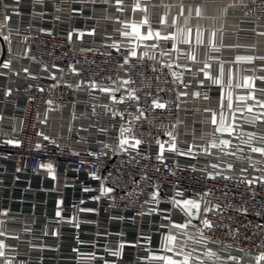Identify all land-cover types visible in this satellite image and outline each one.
<instances>
[{
    "label": "built area",
    "instance_id": "obj_1",
    "mask_svg": "<svg viewBox=\"0 0 264 264\" xmlns=\"http://www.w3.org/2000/svg\"><path fill=\"white\" fill-rule=\"evenodd\" d=\"M3 3L10 6L8 9L10 13L14 12L13 0H3ZM53 5L62 11H54ZM99 5L77 0H46L45 8L41 9L37 6L35 9L36 12L48 13L40 17L32 15L31 0H21L20 15L13 14L17 17L19 36L30 38L26 47L30 46V55L36 58V62L33 63L28 58L30 62L28 67L31 75L38 78L31 79L22 72V82L14 88L8 77L0 76V112L9 118L0 124V209H10L11 214L15 215L18 221L28 220L27 225L21 223L10 225V228L20 234L21 239L19 241L7 240L6 243L16 245L19 250L18 260L30 261L31 264H41V261L42 264H90L88 261L77 259V254L71 251L77 247L84 253L95 251L98 256L104 257L110 264H137V257L147 255L141 248L126 246L122 250V258L118 259L106 255L103 246L115 248L121 241L135 243L143 235L151 238V247H159L161 233L164 231L159 226L167 221H162L159 215H137L138 212H147V208H141L139 205L148 199L147 193L156 190L150 188L149 183L141 179V175H146L151 184L159 187L160 209H170L172 207L170 200L177 192L184 194L183 197H176L177 199H196L198 198L197 193H202L207 189L212 190L209 199L219 200L226 210L222 215L209 214L208 218L218 225V230L212 237L218 243H210L207 247L220 249L221 244L232 245L229 251L236 255L240 254L236 250L237 247L253 252L258 251L257 244L261 243L264 237V231H262L264 215L258 216L256 213L258 211L264 213V199H262L264 184L252 186L253 191L250 192L248 187L238 183V170L241 167H248V162L237 160L235 157L225 158L232 160L235 164L236 170L224 172L225 176L233 177L231 180L222 177L214 180L206 178L204 169L208 162L213 160L212 156L197 155L193 158L189 155H179L176 152L167 151L169 145L166 144L164 162L161 163L156 159L158 146L155 140H168L169 138L165 135L167 131L175 133L177 146L181 151L186 152L189 144L201 146L208 144L194 141L188 138L189 134L184 132L183 118L184 116L192 118L195 112L193 108L185 109L181 103L180 109L177 110L174 103H169L167 109H157L153 112L151 107L153 99L159 98L161 102L176 100V91L172 89L179 88V81L173 84V77L170 75V71L175 68L170 70L164 67L161 71L164 60H160V63L156 65V71H153L154 62L148 58L133 59L129 65L119 67L123 64L121 54L105 46L112 42L99 41L97 37L87 35V32L92 29L105 25L104 21L96 18L94 13L98 9L105 10L107 5L103 7ZM63 9H68L69 13L65 14ZM4 12L5 10L0 7V23L4 22ZM243 14L252 16L258 21H264V0L249 1L244 7ZM55 16H59V20L54 19ZM71 21L74 23L73 30L86 33L80 40V46L75 45L73 40L71 42L67 40V35L71 31ZM189 22L190 19L186 17L184 23ZM30 24L31 29H29ZM40 29L47 31L42 32ZM4 31L6 34L11 32L13 35L11 27H7ZM114 36V40H122L119 33L115 32ZM124 55L127 53L125 52ZM133 64L135 67L131 66ZM43 65L48 66L47 73L42 71ZM69 65L74 66L79 74L73 73ZM52 73H55L58 78L62 77L59 87H51L57 83L49 78ZM117 76L134 81L135 83L130 87L143 90L138 91L137 94L142 97L141 106L145 109L147 117L145 121H141L143 126H137L135 129L138 135L141 132L144 134V143L140 153L145 158L140 159L137 156L136 160L130 164L125 163L128 156H112L111 159L98 161L91 156L83 155L85 152H100V143L108 142L109 137H115L117 134V129L111 125L118 126L121 121L118 117L114 121L110 120L100 107L96 109L98 115L91 114L93 103L107 102L105 94L91 93L84 88L69 89L64 86L65 83L78 84L81 81L95 79L101 83V86L110 87L111 83L105 78H116ZM190 84L191 87L188 90L190 94L196 90H199L202 96L206 94L209 98L219 94V87L216 85ZM30 85L31 88H29ZM41 87L45 91L40 92L38 89ZM8 88L12 89V96L5 98L3 90ZM161 89L163 91H158ZM147 93H152V95L144 99ZM117 95L119 96V93ZM30 97L31 102H29ZM48 100L53 101L51 106L46 103ZM118 107L122 110L124 106L119 105ZM67 108L76 109L90 116L87 133L71 132L65 136H49L56 141V144L43 140L39 135L41 133L40 120L46 112L51 109ZM37 113H39V119ZM14 119L19 120V128L13 135H5L8 129H12L9 121ZM102 127L108 128L107 135L100 133L99 129ZM199 128V124L194 127V129ZM148 133L152 134V139L148 138ZM9 138L19 140L20 146L4 143L5 139ZM246 139L244 133H240L232 143L244 147L243 141ZM37 143L42 145L39 151L35 150ZM76 152L81 155H75ZM132 155L135 156L136 153ZM243 155H253L255 159H260L251 154L247 148ZM82 159L90 161L93 166L81 165ZM49 161L54 165L55 180L38 167L39 164ZM100 163H103L104 167L99 169L95 167ZM18 167L23 171L16 172ZM113 170H118L122 175H117V171ZM97 171L101 175L112 172L114 180L108 186L115 184L117 187V191L111 194L117 201L116 205L112 204L111 199H102L99 202L91 199L99 194L100 182L93 180L89 173ZM207 171L214 170L208 168ZM251 174L264 175L260 172ZM134 180H140L139 188L145 192L144 195H140L139 202L133 199L138 195ZM85 186L97 191L85 193L82 190ZM126 192L131 193V197L123 202L120 201V197ZM225 193H227L226 197ZM253 195L255 199H252ZM59 200H63L62 216L65 220L78 218L80 221L78 229L72 223L56 222L55 212ZM81 200L84 201L83 204H80ZM80 207L97 209V213H80L78 212ZM243 207L249 208L247 214L237 210ZM175 213L176 211H173L172 219L176 222H183L184 220L175 218ZM118 217H123V219H118ZM33 220L35 224L31 223ZM25 226L32 227L31 235L23 233L22 228ZM45 230L49 232V235H43ZM229 230H231V236ZM53 231L58 232V235H51ZM98 232L111 235L105 239L104 236L97 237ZM192 234H196L195 230H192ZM232 236H236L237 239H232ZM33 237L38 240H33ZM28 240L43 241L48 247L43 252L31 250L27 243L21 242ZM80 240L95 242L96 248H92L90 243L80 245ZM191 243L193 247L196 246L194 242ZM95 264H103V261L98 260Z\"/></svg>",
    "mask_w": 264,
    "mask_h": 264
},
{
    "label": "snow or ice",
    "instance_id": "obj_2",
    "mask_svg": "<svg viewBox=\"0 0 264 264\" xmlns=\"http://www.w3.org/2000/svg\"><path fill=\"white\" fill-rule=\"evenodd\" d=\"M21 0H13V4L15 6L14 12H9V5L3 3V0H0V7H2L4 12V23L0 24V39L11 44V32L5 33V29L8 27V22L11 20V15L15 14L17 16L20 15L19 5ZM101 2V0H92V3ZM106 5H111L112 0H102ZM39 6L41 9L46 7V0H31V7L33 9V16L43 17L48 15L45 11L36 12L35 9ZM163 6V0L162 4ZM174 6V4H173ZM115 7L118 12H124L126 9L124 8V0H115ZM54 11L60 12L62 9L55 7L53 5ZM147 5L143 3V0H137V2L133 6V11H146ZM171 8V7H170ZM82 11V10H81ZM59 16H55L54 19L59 20ZM107 18V17H106ZM115 22L120 24L121 27L114 29V32L119 33V35L123 38L120 41H116L112 38L111 35L107 36L106 39L112 40L111 44H106V47H110L115 49L117 53L121 54V58L123 60V64L119 65V67H123L124 65H129L130 61L133 59L142 60L144 58H149L153 60V71H156V65L160 63V60H164L163 65L161 66V71L166 67L170 70L174 68H183L186 72L196 71L197 75L193 77V81L197 82L200 86H207L206 82L210 81L212 85L223 86V81L220 78L219 70L214 75L211 72V65L206 63H202L198 69L189 68L187 64L181 65L179 60L181 58L196 63V54L192 48V45L195 42V37H189L187 43L185 44L181 41L179 44L175 43L173 39H171V33L166 34L163 31V25H160L158 29H153L151 27L149 19L145 18L142 21V24L130 23L128 20H120L119 17L115 18ZM147 25L146 31L142 33L141 28ZM32 25H29V29H31ZM129 28L131 29L129 31ZM17 35H19V29L16 30ZM40 31H47L45 29H40ZM51 34V33H49ZM74 34L77 39L82 40L86 33L84 31L73 30L69 31L67 35V40L71 42L73 40ZM95 29L87 32V35H94ZM29 37H24L21 43H27ZM155 41L154 43L147 45V51H143L142 53H138L137 49L140 48L141 42L143 41ZM164 40L165 42H173L171 43V48L169 51L164 52L160 50L157 52L156 50L159 48L158 41ZM135 44V46H133ZM202 47V45H201ZM90 51V50H89ZM127 55H124V53ZM151 53V55H150ZM107 55H111V53H107ZM23 58H30L33 63L36 62V58L30 55V46L25 47L22 53ZM167 57V59H164ZM264 59V58H260ZM135 67V65H131ZM55 67V65L53 66ZM71 71L75 74H79L77 69L69 65ZM207 69V70H206ZM7 70V71H3ZM21 71L29 76L31 79H37L38 77L32 76L29 67H24ZM43 72H48V66H42ZM63 71L62 69L60 70ZM264 71V69H261ZM8 72H13L14 75H19V72H15L12 69V61L4 60L0 63V76H6ZM203 75V79L200 78V75ZM170 75L173 77V84H176L179 81V88L172 89V91H176V100L175 101H166L161 102L159 98L152 100V109L153 112L155 110H164L168 108L169 103H174L176 105V109H180L181 103H186L188 98L192 99H203L208 100L209 97L205 94L202 96L199 90L193 91L191 93V97H189V88L191 84L186 82L183 79L184 72H177L175 70L170 71ZM50 79L56 81L57 83L52 85L51 87H59L61 78H58L55 73L50 74ZM259 79L264 82V76H260L254 78L251 82V89L248 90L243 95H238L235 99H233V92L231 90L228 91V94L225 96L224 93H221V100L219 103V120L217 119L218 113L212 109H205V112H211V124L216 126L213 132V136L215 133H220L222 136L227 134L229 138H222L217 142L213 139L209 145L201 146L189 144L187 151H181L177 146V136L173 131H167L165 135L169 138L168 140L161 141L160 139H156L155 143L158 146V153L156 155V159L163 163L165 160V145L168 144L167 151L176 152L179 155H189L195 158V156H212L213 160L209 161L205 166V173L207 179H216L217 177H222L223 179H233L231 176H225L224 172H232L235 169V164L232 160L225 159L226 157H235L237 160H246L248 162V167H241L238 170V179L237 182L244 184L248 187L249 191L252 192V186L258 184H264V175L256 176L252 175V172H260L264 173V130L261 129V126H264V112L256 113L254 109L257 107L260 109H264V88L257 89L255 81ZM106 81L111 83L110 87L101 86L100 82H97L95 79H90L88 81H81L78 84L65 83V87L69 89H87L91 93L99 92L101 94H105L107 96V102H102L99 104L93 103L92 105V115H98L96 112L97 107H100L104 110V114L109 117L110 120H116L117 117L120 119L121 123L117 126L112 124L111 127L117 129V134L115 137H109L108 142L100 143V152H85L83 155L91 156L95 160L103 161L104 159H111L112 156H128V160L125 163H132L136 160V157L139 156L140 159H144L145 157L141 155L140 149L142 144L144 143V134L141 132L139 135L136 133V127L143 125L141 121L146 120V112L145 109L141 106L142 97L137 94L138 91H143L142 89H136L130 87L131 84L135 82L130 79H125L117 76L116 78L106 77ZM32 86L30 85L29 88ZM229 89H232L229 86ZM40 92L45 91L44 88L38 89ZM163 91V89L158 90ZM259 92V95H257ZM5 98L12 96V89L8 88L3 90ZM119 93V96L117 95ZM152 95V93H147L143 97L144 99L147 96ZM31 97L29 98V102H31ZM46 103L51 106L53 104L52 100L46 101ZM123 105V109L121 110L118 106ZM135 109V112H133ZM225 112L230 114L229 116L225 115ZM236 113L240 114V117L243 119V125H247L249 128L253 129L251 131H245L244 135L247 137L246 140L243 141L244 147H240L239 145H233L232 137L233 134L240 128L243 127L240 123L237 122ZM251 114L250 116H245L244 114ZM37 118L39 119V113H37ZM75 118V117H74ZM125 118H127V122H125ZM6 119H9L0 112V124H3ZM48 121L47 113L45 114L44 119L40 120L41 123L46 124ZM13 132L16 131L15 126H13ZM86 130V129H85ZM101 134L107 135L108 128H100ZM7 135V134H5ZM42 136V139L45 141H50L53 144H56V141L51 139L48 135L44 133H39ZM148 138L152 139V134L148 133ZM4 143L13 145L16 147L20 146V141L17 139H5ZM42 145L37 143L35 145V150L39 151ZM245 148L249 150L251 154H257L260 159H255L253 155H243ZM215 150V151H213ZM132 153H136V155H132ZM237 153H241V155H237ZM75 155H81V153L76 152ZM81 165L93 166L90 161L86 159H82L80 161ZM39 169L46 171L48 175L51 176L53 180L56 179L55 169L53 163L46 162L39 164ZM95 167L102 168L104 167L103 163L95 165ZM208 168L213 169L214 171H207ZM23 169L16 168V172H21ZM117 175H122L118 170ZM159 171V169H156ZM90 177L93 180L99 181V189L98 195L91 197L92 200L99 202L102 199H111L112 204L116 205L117 201L114 197L111 196L112 193L117 191V187L115 184L113 186H108L109 183H112L114 180L113 174L110 171L107 175H101L98 171L89 173ZM19 179V177H17ZM141 179L145 180L149 183L150 188H155V191L147 193L148 199L145 200L139 206L141 208H147V212H138L137 215H159L162 221H167V223H161L160 228L164 231L161 233V241L158 248L151 247V238L141 236L135 243L121 241L119 242L115 248H110L107 245L103 246V251L106 255H110L114 258H122V250L126 246L138 247L144 250L147 255L143 257H137V264H205L206 261L211 262V264H264V237H262V242L257 244L258 251L253 252L251 250H246L243 248L237 247V251L240 253L238 255L232 254L229 251L232 248V245H220V250L226 253V256L221 257L219 253L209 247H207L210 243H218L212 237L215 235V231L218 230V225L208 218L209 214L212 215H222L225 208L222 207L219 200H212L209 197L212 194L211 189H207L202 193H197L196 199H188L181 198L177 199L176 197H183V193L177 192L175 197L171 198L170 203L172 207L170 209H160L159 202L161 200V195L159 192V187L157 185L151 184L149 178L146 175H141ZM133 183L136 185V190L138 195L133 197L137 202H139L140 195H144L145 192L139 188L140 180H134ZM83 192L88 193L90 191H97L96 189H90L89 187H83ZM131 193L126 192L124 196L120 197V201L128 200L131 197ZM225 197L227 193L224 194ZM252 199H255V195L252 196ZM264 199V197H262ZM84 201L81 200L80 204H83ZM63 204V200L57 201L55 217L57 218V223H72L74 227L77 229L80 227V221L78 218L73 217L71 219L65 220L62 216L63 209L61 205ZM128 206V205H125ZM75 207V206H74ZM179 211L185 217L183 222H176L172 219L173 211ZM238 211H242L247 214L249 212L248 207H243L242 209H237ZM78 212L80 213H97V209L92 208H78ZM258 216L264 215L262 212L256 213ZM116 218V217H114ZM118 219H123V217H118ZM198 221V223H195ZM17 223H21L24 225L28 224V220L18 221L16 216L11 214L10 209H0V264H31L30 261L26 260H18L17 257L19 255V250L16 245L6 243L7 240H17L21 239L20 234L16 232L14 229L10 228V225H15ZM35 224L33 220L31 222ZM192 230H195V235L192 234ZM23 233L27 235L32 234V227H23ZM264 231V229H262ZM53 236H57L58 232L53 231L50 233ZM44 236L49 235V232L45 230L43 232ZM111 235L110 233H97V237L104 236L105 239ZM229 235L231 236V230H229ZM78 239V238H77ZM232 239H237L236 236H232ZM245 239H249L245 237ZM33 240H38V238L33 237ZM33 240L21 241L23 243H27L31 250L43 252L47 249V245L43 243V241L33 242ZM143 242V243H142ZM194 242L196 245H200L203 248V251L200 254H197V249L193 247ZM88 241H79L80 245L88 244ZM90 246L92 248H96L95 242H91ZM73 253L77 254L78 260L88 261L90 264H95L96 261H103V264H110V262L102 256H98L97 253L89 252L84 253L80 250L79 247L71 249ZM42 264V261H41Z\"/></svg>",
    "mask_w": 264,
    "mask_h": 264
},
{
    "label": "crops",
    "instance_id": "obj_3",
    "mask_svg": "<svg viewBox=\"0 0 264 264\" xmlns=\"http://www.w3.org/2000/svg\"><path fill=\"white\" fill-rule=\"evenodd\" d=\"M77 1L92 3V0ZM249 1L251 0H163V6H161L162 0H143V3L147 5L146 11H133V6L137 0H124V8L126 10L118 12L115 7V1L112 0V4L107 5L105 10L98 9L95 11V17L102 19L105 25L95 29V34L91 36L97 37L100 39L99 41L112 42L106 37L111 35L114 39V29L121 27L120 24L115 22L116 17H119L122 21L128 20L130 23L137 24H142V21L147 18L153 29H158L160 25H163V31L166 34L171 33V39L177 44L181 41L186 44L190 35L194 36L195 42L192 48L196 54V63L183 58L179 60V63L181 65L187 64L189 68L193 69H198L202 63L211 65V72L214 75L219 70L223 86L216 85L219 87V94L206 101L188 98L186 103H182L185 109L191 107L195 110L192 118L184 116V132L189 134L188 138L190 137L194 141H202L209 145L213 139L219 142L220 139L229 137H227V134L222 136L220 133H215V136H213L216 126L211 124V112H205V109L217 111V119L219 120L218 106L222 92L226 96L228 91L231 90L235 103L238 95H243L251 89V82L254 78L264 76V71H261V69H264V59H260L264 58V21H258L252 16L243 14L244 7ZM96 4H100L99 6L102 7L106 5L102 0ZM63 11L65 14L69 13L68 9H63ZM186 17L190 19L189 23H184ZM8 27H11L13 35L11 44L5 42L6 50L3 59V48L0 43V63L4 60H11L12 69L15 72H19L18 76L14 75L13 72H8L5 76L9 78L11 86L15 88L22 82L21 67H28L30 62L28 58L22 57L26 44L21 43L24 38L16 33L18 26L15 15L8 22ZM73 27L74 23L71 21V31H73ZM146 28L147 25L141 28L142 33L146 31ZM120 38L123 39L121 36ZM73 41L75 45H81L80 39H77L75 34ZM154 42L153 40L141 42L140 48L137 49L138 53L147 51L148 48L146 46ZM171 43L173 42L158 41L159 48L156 51H169ZM165 58L167 59V57ZM175 70L177 72L183 71V79L187 82L199 85L192 79L197 75L196 71L186 72L183 68H175ZM200 78L203 79L202 74ZM206 84L210 85L211 82L207 81ZM255 84L257 89L264 88V82L259 79L255 81ZM229 86L232 89H229ZM257 95H259V92H257ZM189 97H191L190 93ZM254 112H264V109L257 107ZM46 113L48 116L47 123L40 122V132L45 135L58 137L68 135L71 132L87 133V127L91 119L86 113L73 108L51 109ZM225 115L229 116L230 119L229 113L225 112ZM244 115L250 116L251 114L245 113ZM236 117L237 122L243 125V119L239 113H236ZM9 122L12 129L15 126L17 130L20 126L18 119ZM198 124L200 125V131L199 129H194ZM12 129L6 131L7 135L14 134L15 131L13 132ZM261 129L264 130V126H261ZM251 130L253 129L243 125L242 128L233 134L232 141L236 139L238 134ZM254 155L258 156L257 154ZM175 218L184 220L183 214L178 210L175 213ZM195 248L197 249V254L203 251L200 245H196ZM211 249L217 251L221 257L226 256V253L220 249L213 247ZM205 264H211V262L206 261Z\"/></svg>",
    "mask_w": 264,
    "mask_h": 264
},
{
    "label": "water",
    "instance_id": "obj_4",
    "mask_svg": "<svg viewBox=\"0 0 264 264\" xmlns=\"http://www.w3.org/2000/svg\"><path fill=\"white\" fill-rule=\"evenodd\" d=\"M0 43H1L2 48H3V56H2V59H3L4 53H5V50H6V44H5V41H3L2 39H0Z\"/></svg>",
    "mask_w": 264,
    "mask_h": 264
}]
</instances>
